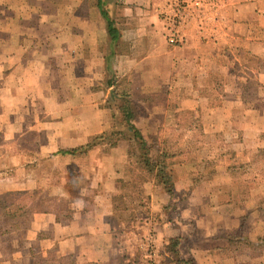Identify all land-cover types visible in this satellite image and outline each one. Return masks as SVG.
<instances>
[{
  "label": "crops",
  "instance_id": "obj_1",
  "mask_svg": "<svg viewBox=\"0 0 264 264\" xmlns=\"http://www.w3.org/2000/svg\"><path fill=\"white\" fill-rule=\"evenodd\" d=\"M75 1L0 0V135L4 146L0 153L11 154L8 160L13 164H0V194L41 186L26 155H57L59 148L81 145L108 126L107 119L99 120L91 131L76 109H62L61 116H56L57 111L43 110L51 100L36 96L39 87L65 81H58V66L39 60L41 55L66 60L65 72L76 70L87 87L91 67L97 73L107 70L105 45L110 53L111 40L97 0ZM170 1L100 0L118 32L111 69L132 75L128 87L136 96L135 127L147 142L156 136L160 144L165 138H176L171 130L175 112L190 111L205 137L224 131L236 136L238 130L252 151L264 147V0H209L205 9L210 12L217 3V18L201 22L191 17L176 45L167 42L163 27L162 12ZM223 9L225 18L219 17ZM32 128L37 132L36 144L28 150L15 141ZM118 166H83L81 175L88 188L79 191L68 216L45 206L0 234V264H43L48 258L65 256L70 257V264H120L122 241L117 230L122 221L112 201V195L120 192L115 179ZM171 167L173 199L181 214L188 212V218L179 216L171 227L163 220L151 222L156 229L151 233L154 256L156 251L161 256V244L172 236L186 246L196 264H222L223 259L232 264L231 258L246 259L248 264L249 250L235 253L233 246L228 247V236L240 231L246 239L242 229L252 216L261 224L259 232L264 237V217L257 220L248 206H237L238 185L228 165H215L198 180L192 173L203 169L199 165L178 162ZM143 188L150 197V216L162 217L170 193L151 180ZM260 244L264 246V241ZM261 263L264 259L256 264ZM159 264L174 263L162 260Z\"/></svg>",
  "mask_w": 264,
  "mask_h": 264
},
{
  "label": "rangeland",
  "instance_id": "obj_2",
  "mask_svg": "<svg viewBox=\"0 0 264 264\" xmlns=\"http://www.w3.org/2000/svg\"><path fill=\"white\" fill-rule=\"evenodd\" d=\"M59 1L61 0H50L51 3H56ZM81 1L82 0H76L75 2ZM208 2L210 1L204 0V3L202 1V10L199 13L193 10L188 14V19L190 20L191 17L194 18L195 16L199 17L198 20L200 19L201 22H206L210 19H216L218 16L217 3L214 4L212 9H210V12H207V9H205L206 5L204 4H207ZM219 17H226L224 9L222 11V16L219 15ZM162 18H164V16H162ZM223 28L225 30L227 29L226 26H223ZM110 47L112 49L113 45L111 44ZM105 50L107 52V57H109L110 53L108 43L105 45ZM111 56L110 62L112 60ZM39 60H45V62L51 60V64L55 66L57 65L59 68V72L56 74L58 81H61L60 78L65 79V81L53 83L51 86L46 84L44 87H39L36 96L40 95V97H46V99H50L52 103L49 106H44L43 110L49 112L57 111L55 115L61 116L62 109L74 108L76 109V113L85 116L86 123L89 130L91 131L95 129V125H97L95 123L96 121H106L107 119L109 122L108 126L103 129L104 131H122L127 135L130 134V132L126 129L125 122L122 119V111L119 109V106L125 103L124 99L120 98L121 95H123L121 93H125L127 95L126 98L131 104L132 111L135 113L133 101L136 96L133 95V91L128 87L129 79L132 75L124 72L117 73L116 69H114V71L111 69L110 72L105 70L104 72L97 73L96 67L95 70L94 67H91L89 86L87 87L85 82L81 84V75L76 74V70L73 71V74H68L65 72L64 65L68 64L66 60L59 59L57 62L55 57L52 56L48 58L47 56L45 58L43 55L39 57ZM75 63L77 64L78 61ZM92 63L94 64L93 61ZM77 67L78 66H75L73 69H79ZM108 79H111L112 85L108 83ZM111 94H115L116 97H112ZM160 94L162 96V93ZM157 96H159V94H157ZM55 99L57 101L56 105L54 103ZM61 100L64 101L62 103H68L69 105H61ZM40 116H44V113H41ZM60 118L54 119L60 120ZM36 134L37 132L34 128L25 130L21 139H17L15 142L24 143L28 150H34V146L36 144ZM190 134L191 133H186V135L181 138L175 139L172 137L168 138L166 142H160L159 146L164 147L167 153L175 151V154L166 158L169 173L173 176L171 166L177 164L178 162H188L190 165H199L200 168L203 167L202 170H199L198 168L193 171V179L196 180H198L199 176L201 177L203 175V172H212L213 169H215V165H228V167H231V165H233L232 167L245 165L239 169L233 168L231 176L235 181V184L237 183L238 186L243 184V181H245L244 184L247 190H249L247 197L243 201V208L248 206V212L251 214L255 212L257 220L263 219L264 160L261 158V156L254 157V155H256L259 150L264 147H259L255 152L252 151V147L245 146V141H242L241 132L238 130L236 131V136H229V134H226L224 131L221 132L218 137L213 135L202 138L199 134L195 133L193 139H189ZM117 137L118 136H115V134H112L110 137H106L103 144L93 146L92 150L91 148L89 149L91 150L90 152L88 150L86 152H81L74 155L59 153L57 155H48L40 153L35 154L33 152L34 154L26 155L27 160L30 161L27 165H33L31 173L33 177L38 179L41 186L24 190L26 195L22 196L21 198L24 201H27V198L32 200V207L35 208L43 209L45 206H51L54 209L61 211L62 215L66 217L69 215L71 204L76 202L74 198L79 196V191H83L85 187L88 188L86 186L85 179L81 175L84 169L82 168L83 166L119 165L117 170V178H115L119 184V191H122V185L125 183V181L130 182H127L128 184L125 187L124 192L129 193L130 191H133V194L128 196V198H125L124 200L117 199L114 202L117 209L118 219L122 221V226L120 227L121 229L117 230L120 233L119 238L122 241V244L120 245V264H159L162 260L170 261L174 264H196L195 258H191V256L188 255L186 246L185 248L183 244L181 246L179 241H177L174 246L171 245L170 239L173 238L172 236H166L163 246L161 244L159 249V252L163 250V253L161 252V256H158L159 254L156 251V255L153 256L152 259L147 257L149 246L147 247V242H144V235L147 237L150 235L151 237V233L153 234L156 232V229L153 230L155 226L151 222L160 223L163 220L166 223L168 222L167 224H169V227H171L172 225H176V221H178L179 216L186 215L188 218V212L181 214L184 212H180L179 209L176 208L177 201L173 199L174 194L171 191L166 192L170 193V198L167 204L163 205L162 207V217H160L159 214H156L152 216L154 219L150 221L152 218L150 213L146 215L143 213L144 208L136 207V203L133 201L135 198H138V195L135 191H137L139 184L143 180L145 181L142 182V185L146 181H152L153 179L151 178L153 177L148 175L145 169L136 161L138 157L137 143H133L131 140L128 141L126 139H120L116 141L114 146H110V142L114 141ZM207 141L209 144L206 143ZM2 142L3 140L0 135V147L3 148L4 146L2 145ZM187 142H189L192 146H198L199 149L192 153H188L189 155L178 152L185 146ZM10 155L11 154L8 152H1L0 164L13 165L10 160H8ZM149 155L154 161L156 157L155 149H152ZM253 157L256 158V160L250 163ZM50 167L52 168L50 169ZM41 168H44L45 172L41 171ZM172 186L174 187V183ZM238 190L239 188L237 187L236 192L239 193ZM131 198H133V200H131ZM15 199L16 196L13 194H8L6 196L7 203L14 201ZM236 201L238 200L236 199L235 202ZM145 206L150 212V197L148 202L145 201ZM237 206H239V204H237ZM257 206L261 208L258 209L256 208ZM245 215L246 214H244V216ZM20 220H22V218L16 219L18 222ZM184 220L185 219H181V222ZM254 220L255 219L250 216V220L246 223V228L244 230L242 229V231L245 232L243 235H246L245 244L241 243V246L239 245L240 247L234 248L235 253L242 251L239 249H242L243 245L245 249L244 251L249 250L248 253L250 255V260H247L248 264H251L252 261V264H256L264 259V246L263 244L261 247L258 246V243L262 242V240H259V237L263 236V234L259 232L261 224H258V221L255 222ZM10 221L11 219L7 220L6 224L4 225L6 226ZM186 221H188V219H186ZM139 242H141V244H139ZM152 249L153 252H155L156 246L152 245ZM180 255L185 256H182L183 258H181ZM48 259L46 260V263L43 264H70V257L68 256L59 259ZM231 259H233L232 264H245L246 261V259L242 261V259L239 258L237 260L236 258ZM222 261V264L229 262V260L226 262V259H223Z\"/></svg>",
  "mask_w": 264,
  "mask_h": 264
},
{
  "label": "trees",
  "instance_id": "obj_3",
  "mask_svg": "<svg viewBox=\"0 0 264 264\" xmlns=\"http://www.w3.org/2000/svg\"><path fill=\"white\" fill-rule=\"evenodd\" d=\"M96 6L98 7L101 16L105 19L106 22V30L109 35V38L111 40V44L114 45L115 40L118 37V32L116 27H114L112 20L107 16V13L105 9L102 7V3L100 0H97ZM113 54V49H111L109 57H107V71H111V62H110V56ZM108 83L111 85V79H108ZM120 98L124 99L125 103L119 106V109L122 111V119L126 124V129L130 132L129 135H127L125 132L119 131H102L98 134L92 135L85 143L75 146V147H69V148H59L57 150V153L59 154H69L74 155L81 152H86L90 148H92L95 145L103 144L106 137H110L112 134H115V136H118L114 141L110 142V146H114L116 141L120 139H126L128 141H133V143H137L138 146V157L136 161L145 169L146 173L148 175H151L153 178L152 181L154 184L160 185L165 192H170L172 190L173 185V176L169 173L166 158L172 156L175 154V151H172L171 153H167L164 147H160L159 142L156 138V136H152L150 141H146L138 131V129L135 127L133 123V117L134 113L132 111L131 104L129 100L126 98L127 95L125 93H121ZM112 97H116L115 94H111ZM193 114L190 111H181V112H175L174 114V124L172 125L171 130L175 131L176 138H181L186 133H191L189 136V139H193L195 133L199 134L202 138H205V135L202 132V126L199 122H195L193 120ZM195 132V133H194ZM218 137V134L215 135ZM197 139V137H196ZM166 138L163 139L162 142H166ZM208 143V141L206 142ZM209 144V143H208ZM160 147V148H159ZM217 147V146H216ZM152 149H155L156 151V157L153 161L150 157L149 153ZM199 149L198 146H192L189 142L185 144L183 148L180 149L178 152H182L184 154L192 153L194 151H197ZM136 153V152H135ZM220 154V153H219ZM189 155V154H188ZM261 156L264 160V148L260 149L259 152L254 155V157ZM190 157V156H189ZM188 157V158H189ZM252 158L250 163L254 162L256 158ZM229 166V170L232 172L234 169L242 168L245 165H238L236 167ZM248 166V165H247ZM134 172V171H133ZM194 178V177H193ZM196 180V179H195ZM145 181V180H143ZM142 181V182H143ZM127 182L122 185V191H120L118 194L112 195V201L115 202L117 199H125L128 198L131 194H133V191L129 193H125V187L127 186ZM142 182L139 184L137 188L136 194L138 195V198H135L133 202L136 203V207L138 208H144V214L148 215L149 211L148 208L145 206V201L148 202L149 196L144 193ZM245 181H243V184L238 186L239 188V199L237 201V204L242 205L247 197L249 190H247L245 184ZM130 184V183H129ZM8 194H13L16 196V199L14 201L6 202V196ZM25 191H14V192H3L0 194V234L11 230L14 226H16L17 218H26L29 213H31L34 210H40L39 208L32 207V200H29L27 198V201H24L21 197L25 196ZM146 195V196H145ZM130 199V198H129ZM133 200V198H131ZM261 208V207H256ZM11 219L10 222L6 224V221ZM16 221V222H15ZM245 240L243 237L240 236L239 232H236L232 235L228 236V242L229 246H233L232 248H238L240 247L241 243L245 244ZM259 240L264 241V237H259ZM178 241V238L173 237L170 239L171 245H175ZM240 245V246H239ZM258 246L261 247V244L258 243ZM244 248V245H243Z\"/></svg>",
  "mask_w": 264,
  "mask_h": 264
},
{
  "label": "built area",
  "instance_id": "obj_4",
  "mask_svg": "<svg viewBox=\"0 0 264 264\" xmlns=\"http://www.w3.org/2000/svg\"><path fill=\"white\" fill-rule=\"evenodd\" d=\"M166 8L162 12L166 40L169 44L176 45L180 41L182 27L189 21L188 14L193 10L199 13L202 10V0H171ZM146 242L147 247L149 246L147 257L152 259L154 256L152 236L149 235Z\"/></svg>",
  "mask_w": 264,
  "mask_h": 264
}]
</instances>
